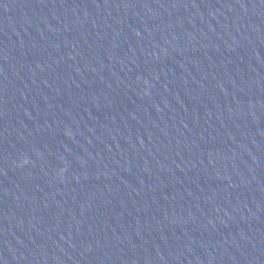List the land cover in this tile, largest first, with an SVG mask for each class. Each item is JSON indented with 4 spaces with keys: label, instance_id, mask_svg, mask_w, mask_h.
<instances>
[{
    "label": "water",
    "instance_id": "1",
    "mask_svg": "<svg viewBox=\"0 0 264 264\" xmlns=\"http://www.w3.org/2000/svg\"><path fill=\"white\" fill-rule=\"evenodd\" d=\"M0 264H264V0H0Z\"/></svg>",
    "mask_w": 264,
    "mask_h": 264
}]
</instances>
